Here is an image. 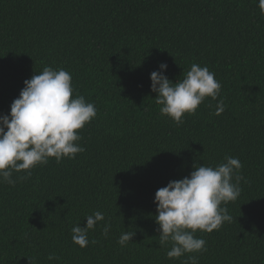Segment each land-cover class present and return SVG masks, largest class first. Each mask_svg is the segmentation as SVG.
<instances>
[{
  "label": "trees",
  "instance_id": "16d2710c",
  "mask_svg": "<svg viewBox=\"0 0 264 264\" xmlns=\"http://www.w3.org/2000/svg\"><path fill=\"white\" fill-rule=\"evenodd\" d=\"M258 0H0V115L24 81L45 67L72 76L73 98L97 116L79 130L85 151L0 182V264H264V13ZM182 80L193 63L221 84L177 125L160 113L150 74ZM223 100L225 110L216 115ZM236 157L234 218L211 233L203 253L179 259L159 246L155 192L193 165ZM13 173V179L24 176ZM235 182V181H234ZM100 211L104 221L72 242V228ZM125 231L135 232L121 247ZM96 243H91V241ZM55 254L59 259L49 261Z\"/></svg>",
  "mask_w": 264,
  "mask_h": 264
},
{
  "label": "clouds",
  "instance_id": "9594fccd",
  "mask_svg": "<svg viewBox=\"0 0 264 264\" xmlns=\"http://www.w3.org/2000/svg\"><path fill=\"white\" fill-rule=\"evenodd\" d=\"M257 6L264 13V0H258ZM158 68L150 74V90L156 93L154 100L161 115L177 125L184 123L185 114L194 115L206 97L217 100L220 95L221 84L207 66L193 63L184 78L175 83L164 74L167 64L161 63ZM23 83L9 113L0 115V182L11 186L30 177L31 169L46 165L50 158L59 163L84 152L79 130L97 116L93 103L86 102L83 96L73 98L72 76L62 68L45 67ZM224 110V102L219 100L215 114L220 115ZM242 167L240 160L232 156H226L215 167L194 164L187 177L169 181L155 192L158 243L160 247L171 245L166 253L169 259L205 252L206 241L197 238V231L211 233L225 222L233 221L228 208L222 205L240 196ZM14 172L25 175L13 179ZM85 220L83 228L77 224L71 230L72 242L80 248L88 246V233L98 222H105V237L111 228L100 211L86 216ZM134 235L135 232L125 231L117 242L124 247ZM47 259L51 262L59 258L51 254ZM183 264H198L197 257L188 255Z\"/></svg>",
  "mask_w": 264,
  "mask_h": 264
}]
</instances>
